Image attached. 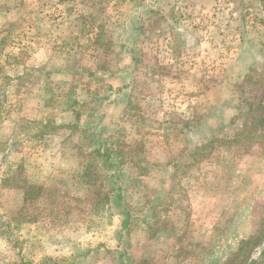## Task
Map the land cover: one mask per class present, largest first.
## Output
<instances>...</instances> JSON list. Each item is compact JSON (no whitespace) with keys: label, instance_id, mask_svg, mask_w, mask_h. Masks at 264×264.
<instances>
[{"label":"rangeland","instance_id":"rangeland-1","mask_svg":"<svg viewBox=\"0 0 264 264\" xmlns=\"http://www.w3.org/2000/svg\"><path fill=\"white\" fill-rule=\"evenodd\" d=\"M263 16L260 0H0V264H224L264 226V153L230 142ZM90 140L111 148L91 179ZM12 173L50 197L24 200Z\"/></svg>","mask_w":264,"mask_h":264},{"label":"trees","instance_id":"trees-1","mask_svg":"<svg viewBox=\"0 0 264 264\" xmlns=\"http://www.w3.org/2000/svg\"><path fill=\"white\" fill-rule=\"evenodd\" d=\"M263 14H264V0H260ZM90 16V15H89ZM88 16V17H89ZM91 19L94 17L91 15ZM264 24V16L261 19ZM104 24L98 23L96 36L94 40L98 42V46L102 45V50L108 51L110 46L108 43L103 42ZM239 98L243 103L244 123L242 129L234 136L230 142L241 143L245 142L247 146L256 144L264 153V71L254 74L246 75L245 81L239 86ZM84 130V129H83ZM93 157L84 162L83 174L84 177L91 179V172L93 169L94 161L99 158L108 162L111 158V148L101 146V143L92 141ZM12 175L3 179V184L7 186L22 187V195L24 200L29 201L35 205H40L44 197H50V188L43 185H33L30 182H17V177ZM97 194V193H94ZM106 198V199H105ZM50 201H53L49 198ZM99 200L109 201L108 194L104 193L103 197ZM264 221V218L260 220ZM181 236V237H180ZM183 234L179 235L178 240L182 239ZM264 226L257 227L255 232L251 233L247 238L240 239L237 247L232 255L224 262V264H264ZM258 249V257H254V252ZM25 264H33L27 262Z\"/></svg>","mask_w":264,"mask_h":264}]
</instances>
